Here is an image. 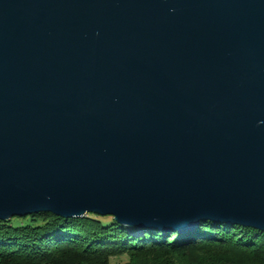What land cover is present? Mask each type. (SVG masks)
I'll use <instances>...</instances> for the list:
<instances>
[{
	"label": "water",
	"instance_id": "1",
	"mask_svg": "<svg viewBox=\"0 0 264 264\" xmlns=\"http://www.w3.org/2000/svg\"><path fill=\"white\" fill-rule=\"evenodd\" d=\"M264 231V0H0V220Z\"/></svg>",
	"mask_w": 264,
	"mask_h": 264
},
{
	"label": "trees",
	"instance_id": "2",
	"mask_svg": "<svg viewBox=\"0 0 264 264\" xmlns=\"http://www.w3.org/2000/svg\"><path fill=\"white\" fill-rule=\"evenodd\" d=\"M264 264V231L200 220L185 231L132 228L112 216L52 213L0 220V264Z\"/></svg>",
	"mask_w": 264,
	"mask_h": 264
},
{
	"label": "rangeland",
	"instance_id": "3",
	"mask_svg": "<svg viewBox=\"0 0 264 264\" xmlns=\"http://www.w3.org/2000/svg\"><path fill=\"white\" fill-rule=\"evenodd\" d=\"M123 261H127V257L126 256H121V257H118V258H112L111 259V264H119Z\"/></svg>",
	"mask_w": 264,
	"mask_h": 264
}]
</instances>
